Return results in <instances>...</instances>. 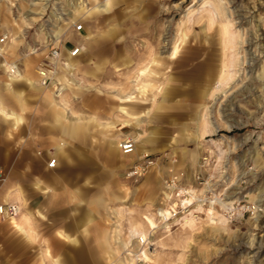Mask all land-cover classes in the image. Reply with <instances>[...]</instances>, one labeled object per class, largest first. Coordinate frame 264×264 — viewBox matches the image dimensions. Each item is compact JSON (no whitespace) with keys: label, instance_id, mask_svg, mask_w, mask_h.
<instances>
[{"label":"rangeland","instance_id":"rangeland-1","mask_svg":"<svg viewBox=\"0 0 264 264\" xmlns=\"http://www.w3.org/2000/svg\"><path fill=\"white\" fill-rule=\"evenodd\" d=\"M11 1L16 6L0 0V8L7 7L11 20L34 16L27 19L28 24H20V55H28L24 60L28 69L35 71L42 55L50 50L44 47L54 44L53 28L65 27L63 38L70 35L62 38L65 47L77 43L82 47L75 60L74 82L58 99L67 115H74V122L90 115L86 121L92 138L77 142L87 156L86 165L75 161L69 176L75 179L87 166L92 176L87 184L90 193L96 192L98 181L104 184L105 218L119 230L113 237L117 257L111 264H126L127 260L133 264H264V0H208L221 7V16L227 12L235 36L244 32L249 39L243 48L230 44L229 49L224 48L221 28L225 18L214 15L209 6L203 8L205 0H122L110 10L92 15V7L108 0H84L89 12L84 19L80 15L73 20L51 18L53 3L42 9L31 6L32 0ZM31 9L33 14H29ZM211 17L214 24L210 25ZM76 23L84 24V36H77ZM177 42L182 43L186 56L169 61ZM191 53L196 58H189ZM224 61L231 64L228 71L233 76L222 88L226 94L216 91L215 79L208 83L206 78L208 64L218 68ZM27 76L36 74L29 69ZM0 81L7 80L0 76ZM10 88L24 99L25 119L15 128L0 112V127L10 138L15 137L13 129L34 131L30 137L51 149L54 134L43 133L50 109L44 96L55 95L53 89L39 90L19 81ZM205 88L214 94L201 98ZM13 89L3 91L2 104L7 110L21 111ZM131 97L134 102L126 101ZM98 122L103 123L107 139H116L118 145L140 131L143 138L138 152L126 155L121 147L117 152L110 144L106 155L100 148L103 135ZM108 122H114L115 129L122 124L127 127L110 132ZM204 122L209 127L203 138ZM145 149L152 151L155 164L143 176L132 177L129 172ZM177 161L190 175L189 184L207 186L208 195L248 205L249 211L230 218L218 210L223 217H207L206 207L195 211L199 219L190 225H184L183 219L162 223L157 212L166 204L164 181ZM12 168L17 172L38 170L36 166H0V184ZM150 218L157 221V228H152ZM132 226L146 233L150 245L138 242L141 232L133 236ZM144 250L151 260L143 258ZM88 259H93L90 253Z\"/></svg>","mask_w":264,"mask_h":264},{"label":"crops","instance_id":"crops-1","mask_svg":"<svg viewBox=\"0 0 264 264\" xmlns=\"http://www.w3.org/2000/svg\"><path fill=\"white\" fill-rule=\"evenodd\" d=\"M33 5L44 9L41 4L31 3ZM0 12V29L9 30L13 36L20 34L22 20H11L7 7L2 6ZM22 43L23 40H16L17 45L8 49V62L14 68L19 59L23 68H15L14 74H8L7 81H0V112L15 128L24 122L25 103L21 93L10 88L12 82H26L32 88L44 90L38 87L36 77L27 76L28 70L33 69L27 68L25 57L20 55ZM5 89H13L21 111L7 110L2 104ZM44 100L50 109L49 125L43 133L54 134L51 149L45 142L30 137L34 131L13 129L11 134L15 137L10 138L9 132L0 127V166L38 168L34 173L27 168H22V172L12 168L0 184V204L19 203L22 208L15 219H0V264H104V261L111 264L116 260L117 250L113 244L114 228L110 218H105L104 184L98 181L96 192L90 193L87 184L92 176L87 166L79 170L75 179L69 176L75 161L86 165L83 162L87 161V156L81 151L80 143L92 138L86 121L90 115L74 122V115L73 118L67 115L68 111L60 107V100L50 94H46ZM97 125L99 133L105 137L101 139L100 148L107 155L111 143L105 136L103 123ZM52 159H55L54 168L49 166ZM115 195L111 193L112 197ZM89 253L92 261L88 259Z\"/></svg>","mask_w":264,"mask_h":264},{"label":"bare ground","instance_id":"bare-ground-1","mask_svg":"<svg viewBox=\"0 0 264 264\" xmlns=\"http://www.w3.org/2000/svg\"><path fill=\"white\" fill-rule=\"evenodd\" d=\"M6 2H10V4H12V6H16V3L15 2H12L11 0H5ZM95 3H99V0H94ZM118 1L119 0H108V2H106L105 4L101 5V4H96L94 7H92L91 9H93L90 14H97L101 11H108L110 10L112 7H114L116 4H118ZM58 2H62V3H58V4H55L54 7L55 9H58L60 8V6L62 8L64 7H70L72 9L73 12H76L77 14L74 15L73 17H71L70 19L73 20V19H78L80 18L82 15V18L84 19V17L86 16L87 14V11L89 12L88 9V3L85 4L84 0H59ZM41 4L42 6H44V9L47 7L48 5V0H32V4ZM221 5V4H220ZM206 6H209L212 8L213 10V14L216 15V16H220V18H225V20H223L221 22V28H222V34H223V40L225 42L224 44V48H228L229 49V46L230 44H232V46L234 45H238V44H242V48L244 47V44L248 43V40L246 38H244V35L245 33L244 32H240L238 35L235 36L234 32L232 31V22L227 14V12H224L221 16V12H220V9L221 7L219 8L215 3H212L211 1H208V0H205L204 2V5H203V8L206 7ZM65 9V8H64ZM29 14H33V11L31 9V12ZM24 15V14H23ZM55 18L57 19H63V18H59V17H56L54 16ZM53 16H51V18H54ZM17 19V18H16ZM19 20H22L23 23H27V19H31V18H28L27 16H23V18H18ZM65 19V18H64ZM68 19V18H67ZM82 19V20H83ZM81 20V21H82ZM222 20V19H221ZM84 21V20H83ZM70 23V22H67V24ZM28 24V23H27ZM80 23H76L75 25H78ZM211 24H214V19L211 17L210 18V25ZM56 27V26H54ZM65 27L62 25L60 26L58 29L57 28H53L52 32H53V36H54V40H53V43L54 44H50V45H55V46H60L61 47V50H62V57L59 58L58 60V71L56 72V80H57V83L55 84L56 85V90H53V92L55 93V95H53L57 100L59 96L63 95V92L65 89H68L70 88L71 84L74 82L73 80V74H74V65H75V60L78 59L80 57V55L78 57H72L71 56V53L69 51V49L67 47H65L64 44H61L62 43V38H63V35H65ZM21 32L22 30H20V34H17L15 36H13L11 33H10V40L8 42V49H11V47L13 46H16V40H23L22 39V35H21ZM76 32V31H75ZM77 36L78 37H82L84 36L81 32H76ZM70 36V35H69ZM69 36L67 37H64L65 39L68 38ZM63 38V39H64ZM182 38V37H181ZM239 39H241V41H239ZM79 40V39H78ZM82 40V39H81ZM181 39L178 40V42L180 41ZM252 40V39H251ZM177 43H175V46H174V50L173 52H171V57H169V59L167 60H171L173 62H177V61H181L182 59L185 58V54L186 52H183L181 47H182V43H183V40H182V43L179 45ZM252 42V41H251ZM80 43V42H79ZM178 44V45H177ZM78 47H80L82 49V47L77 43ZM199 46L197 45L196 48H198ZM241 47V46H240ZM31 49H35V48H31ZM44 49H49L47 46L46 48L44 47ZM81 53H82V50H81ZM189 53V52H188ZM187 53V54H188ZM190 55V54H189ZM188 55V56H189ZM25 56H28V55H25ZM25 56H23L22 58H24ZM192 53H191V56H189V58H194L192 57ZM196 58V57H195ZM246 58L244 57L243 58V63L246 62L245 60ZM92 63V62H91ZM232 63V62H231ZM208 64V63H207ZM231 64L224 61L223 62V65L221 63V65L217 68V67H214V66H211L210 64H208L206 66V70H208L207 72V75H206V78L209 80L208 83H210L212 81V79H215V82H216V85H215V88H216V91H223L224 94H226V91L225 90H222V88L226 87L228 84H229V81L232 79L233 76L230 75V72L228 71L229 68H230ZM15 72V69L12 68L11 66H9V74H14ZM33 72L36 74V79H37V84H38V74L33 70ZM211 80V81H210ZM39 86V85H38ZM44 89V88H42ZM227 89V88H226ZM45 90V89H44ZM210 94H214L212 92V89L210 88H205L204 90L201 91L200 93V96L201 98H205L207 95L210 96ZM165 96H167V92L164 93ZM215 96V95H214ZM211 97V96H210ZM215 98V97H214ZM215 100V99H214ZM54 101V100H53ZM126 101L128 102H134L133 100V97H131L130 99L128 98ZM161 107L163 108L164 107V104L161 105ZM117 110L120 109V110H123L124 112H127L128 113V110L126 108H116ZM207 114V113H206ZM70 123V122H69ZM106 123V122H105ZM115 123L114 122H108V128H109V131L112 132V131H115V130H121L125 127H127L126 125H120V127L118 129H115L116 126L114 125ZM209 127V124L207 122H204L203 123V126H202V137L204 138V135L208 132L207 128ZM215 128H218V126H215ZM220 127V125H219ZM222 127V126H221ZM211 132V131H210ZM123 135V134H122ZM131 136V135H130ZM127 138H132L133 141L135 142L134 144V149L133 151L136 153L138 152V142L140 140V138H143L142 136V133L139 131V132H136V133H133L132 134V137H127ZM111 145H113L115 148L116 146L118 145V142L116 141V139H112L111 140ZM120 144L119 143V147L117 146V150L120 148ZM152 151H150L149 149H145V150H142L140 152V157L144 156V155H147V154H150ZM176 165L177 167L175 168V170H172V173L173 172H179V171H184V175H185V180L187 182H191L192 180H190V175L188 174V172L186 171V169L184 168V166H182L181 164V161L180 162H176ZM192 183V182H191ZM207 186H205V188L203 189H194V193L196 195H199V193L201 194H205V192L207 191ZM165 198L166 200H168L169 198V194L167 192H165ZM195 195V197H196ZM217 200V199H216ZM187 201H190L189 198H187ZM191 202V201H190ZM221 206H228L230 204H232L234 201H224V200H220L219 201ZM214 202H211V204L209 205V207L207 208L206 210V215L207 217L210 215H214L217 217V215H220L222 216L217 209V206L216 204H214ZM171 207L175 208V201L174 200H170L169 203H168ZM220 206V205H219ZM197 208H199V210H203V204L202 203H198L197 204ZM133 211V210H132ZM158 215H159V219L160 221L163 223V221L165 220V217L166 215H169L171 212L169 211V207H161L160 210H158ZM223 217V216H222ZM198 217L195 216L194 214H190V215H187L183 218L182 220V223L184 222V225H190L192 222H197L198 221ZM150 225H152V228L155 229L157 228L158 224H157V221H155L154 219L150 218ZM163 220V221H162ZM166 221V220H165ZM169 222H164L165 225H167ZM133 227V226H132ZM139 231L137 229V227H133V230L131 231L132 235L135 236L136 234H138ZM130 233V234H131ZM111 234V233H110ZM113 237H115L117 234H119V230L117 228L113 229ZM112 236V235H110ZM139 237V240L138 242H146L147 241V238H146V233L145 232H141L140 235L138 236ZM149 239V238H148ZM148 242V241H147ZM152 242V241H151ZM112 244V243H111ZM148 244L150 245V243L148 242ZM143 249V248H142ZM152 251V249H151ZM145 258L146 260H151L152 258L150 257V253L147 251V250H144L142 253H141ZM134 260V259H133ZM143 261V260H142ZM145 261V260H144ZM153 261V260H152ZM152 263V262H151ZM126 264H133V262L131 263L130 260H127V263Z\"/></svg>","mask_w":264,"mask_h":264},{"label":"built area","instance_id":"built-area-1","mask_svg":"<svg viewBox=\"0 0 264 264\" xmlns=\"http://www.w3.org/2000/svg\"><path fill=\"white\" fill-rule=\"evenodd\" d=\"M58 4L56 0H48V4ZM62 3V2H59ZM52 10H54V16L59 18H65L70 19L73 17V11L68 6L62 8L55 9L54 6H52ZM52 13V11L50 12ZM53 14V13H52ZM55 18V17H54ZM75 31L76 32H83L84 31V24L80 23L78 25H75ZM10 40V32L9 30H1L0 29V76H3L6 80H8V74H9V59H8V42ZM37 50H34L33 52H38V48H35ZM49 51L44 53L42 55V59L38 62L35 72L38 74V85L42 86L44 88H52L53 90H56V72L58 71V60L62 57V50L60 46L50 45ZM72 57H78L81 54V48L78 46H72L71 48H68ZM77 49L79 51H77ZM17 65L14 66V69L21 68L20 60L18 59L16 62ZM135 142L132 138H127L122 141L120 144L121 149L123 150V153L128 155L133 153ZM127 146V147H126ZM52 161H55V159H52ZM51 161V162H52ZM155 159L152 157L151 154H147L141 157V160L134 164V166L130 170V174L132 177H140L147 173L148 169L155 164ZM50 164V163H49ZM184 171L179 172H171V174L165 179L164 181V188L165 192L169 194L168 200L165 199V207H169V211L171 212L169 215H166L164 222H170L172 220H178L183 219L185 216L194 214L195 211L199 210L197 208L198 203L203 204V209L206 207H209L211 202H214L216 204L217 209L222 211L223 214L226 216L233 218V216L236 213H242L245 214L249 211L248 205H242L240 202L237 203V205H234V202L228 206H221L220 200H223L221 197L216 196L215 194L208 195V191L205 192V194L199 193V195H196L194 193V189H203V187H195L193 184H189L185 180V175L183 174ZM198 183L200 185H204L203 182L200 181V178H198ZM207 190V189H206ZM196 195V197H195ZM187 198L190 199V201H187ZM217 199V200H216ZM170 200L175 201V208L171 207L168 203ZM220 205V206H219ZM21 205L19 203H2L0 204V219L3 221H11L18 217L21 213ZM222 215V214H221ZM196 216V215H195ZM223 216V215H222ZM198 217V216H197Z\"/></svg>","mask_w":264,"mask_h":264},{"label":"snow or ice","instance_id":"snow-or-ice-1","mask_svg":"<svg viewBox=\"0 0 264 264\" xmlns=\"http://www.w3.org/2000/svg\"><path fill=\"white\" fill-rule=\"evenodd\" d=\"M77 51H79V50L77 49ZM49 166L54 168L55 167V161L50 162Z\"/></svg>","mask_w":264,"mask_h":264}]
</instances>
